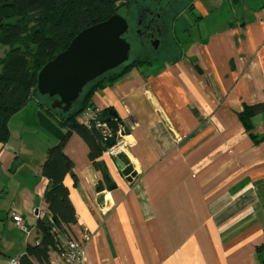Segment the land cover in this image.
I'll return each mask as SVG.
<instances>
[{
  "label": "crops",
  "instance_id": "obj_1",
  "mask_svg": "<svg viewBox=\"0 0 264 264\" xmlns=\"http://www.w3.org/2000/svg\"><path fill=\"white\" fill-rule=\"evenodd\" d=\"M184 1L191 17L178 33L174 13L162 57L97 87L93 106L78 115L87 124L98 123L96 110L117 113L135 176L126 179L108 147L95 166L75 131L64 144L76 176L64 178L76 213L70 233L80 241L89 231L74 264H259L264 110L250 129L239 112L264 102V0ZM37 110L26 104L13 113L0 142V264L25 251L37 217L51 221L41 164L57 138ZM12 212L31 236L19 233ZM36 264L65 263L51 249L50 262Z\"/></svg>",
  "mask_w": 264,
  "mask_h": 264
},
{
  "label": "trees",
  "instance_id": "obj_2",
  "mask_svg": "<svg viewBox=\"0 0 264 264\" xmlns=\"http://www.w3.org/2000/svg\"><path fill=\"white\" fill-rule=\"evenodd\" d=\"M137 1L0 0V45L6 46L0 55V142H6L9 137L10 116L32 99L36 100L39 123L57 138L46 148L41 164V173L48 179L43 197L52 225L49 226L40 216L36 218L34 239L38 241L26 245L25 251L18 257V264L50 262L51 249L59 252L64 249L59 233L66 235L71 224L76 222L69 188L64 182L66 174L76 178L73 162L63 150L69 135L75 131L85 140L90 160L99 166L97 156L110 146L104 141V130L109 128L116 132L119 127L118 119L114 117L103 123L91 120L86 124L78 120L81 112L93 106V92L97 87L112 83L131 68L151 62L154 56L139 55L97 75L84 85L67 110L51 106L53 97L38 92V71L45 62L66 48L79 30L111 14L121 13L124 16L123 11L129 14V30L123 34L126 38L127 33L134 30L131 10ZM108 110H96V113L104 116ZM263 110L264 102L245 103L239 117L250 129L251 116ZM261 138L264 140V135ZM258 256L259 264H264V244L258 248Z\"/></svg>",
  "mask_w": 264,
  "mask_h": 264
},
{
  "label": "water",
  "instance_id": "obj_3",
  "mask_svg": "<svg viewBox=\"0 0 264 264\" xmlns=\"http://www.w3.org/2000/svg\"><path fill=\"white\" fill-rule=\"evenodd\" d=\"M128 26L127 19L121 13H114L79 30L66 48L39 69L36 85L38 92L53 97L51 106L67 110L88 81L128 60L130 42L123 36ZM111 117L117 118V113L111 111L108 117L98 114L95 120L103 123ZM120 124L122 125L120 134L127 133V127L122 121ZM104 139L111 146L121 139V135L111 132ZM115 160L122 174L131 180L136 172L127 155L123 151H118ZM102 171L110 188L113 182L105 167ZM102 198L101 195L100 201ZM42 219L49 226L52 225L47 216Z\"/></svg>",
  "mask_w": 264,
  "mask_h": 264
},
{
  "label": "flooded vegetation",
  "instance_id": "obj_4",
  "mask_svg": "<svg viewBox=\"0 0 264 264\" xmlns=\"http://www.w3.org/2000/svg\"><path fill=\"white\" fill-rule=\"evenodd\" d=\"M149 1H151L152 5L151 6L145 5L140 11V13L136 15L138 16V18H136L138 26L134 28L133 32L127 33L126 38L128 41H130L131 38L136 39L137 43L141 47H143L144 50L148 47L147 49L149 50L150 53V52H154L152 51V49H156L155 51H157L158 47L160 46V43L164 42L163 40L165 36L170 34V33L167 34L168 32L166 31V28L162 25L166 20V15L168 13L167 10L171 9L173 5L176 4V1L175 0H149ZM165 44L166 42L164 43V45ZM158 54H156L155 56H157ZM139 55H141V52L137 50L135 54L134 53L132 55L128 54V59L138 57Z\"/></svg>",
  "mask_w": 264,
  "mask_h": 264
},
{
  "label": "built area",
  "instance_id": "obj_5",
  "mask_svg": "<svg viewBox=\"0 0 264 264\" xmlns=\"http://www.w3.org/2000/svg\"><path fill=\"white\" fill-rule=\"evenodd\" d=\"M121 129H117L116 133L122 136L123 134H120ZM104 132H105V135H104V138H105V136L107 134H110L112 131L109 128H106ZM125 144L126 143L124 139H122L121 137V139L117 140L113 145L108 147V151L116 155L118 151H121V149L125 146ZM11 216H12V219L15 225L18 228H20L27 236L32 235L31 227L24 221V218L21 215L15 212H12ZM59 236L62 239L63 245H64V249L60 252L64 263L74 264L76 262L82 261L83 254H84L82 240L84 241L85 239L89 237V231H87V229L84 231L82 240L80 241L77 240L75 237H73L70 232L67 233L66 235L60 232ZM32 241L36 243L38 240L33 238ZM8 264H18V257L11 258Z\"/></svg>",
  "mask_w": 264,
  "mask_h": 264
},
{
  "label": "rangeland",
  "instance_id": "obj_6",
  "mask_svg": "<svg viewBox=\"0 0 264 264\" xmlns=\"http://www.w3.org/2000/svg\"><path fill=\"white\" fill-rule=\"evenodd\" d=\"M147 1H148V3H147ZM147 1H145V0H138L137 1V3L135 4V6L132 8V10H131V13L134 15V16H132L131 17V24H132V26L134 27V28H136L138 25H137V19L136 18H138V16H136L138 13H140V11L142 10V8L145 6V5H152V3H151V1H149V0H147ZM176 1V4L175 5H173V7L171 8V9H168L167 10V15H166V20H165V22H164V24L162 25V23H161V25L162 26H164L165 28H166V31L168 32L167 34H169V33H171V24H172V22H173V16H174V13L177 11V9H178V11L180 12L179 14V17H178V19H177V24H176V30H177V32L179 33V31H180V29L182 28V27H184V24H187L188 22H189V19H190V17H191V15H190V13L189 12H187V10H181V7H180V2H182V1H184V0H175ZM185 1H187V0H185ZM184 1V2H185ZM187 3V2H186ZM181 10V11H180ZM130 13V12H129ZM123 14H124V16L126 17V19L128 20V22H129V14L128 13H126V12H124L123 11ZM158 22V21H157ZM161 22V21H160ZM170 30V31H169ZM164 31V30H163ZM180 33H181V31H180ZM169 37L171 38V35L169 34V35H167V36H165V38H164V42L162 43H160V46L158 47V50L157 51H155L156 49H152V48H150V49H152V51H154V52H150L149 53V50L146 48L145 50L143 49V47H141L138 43H137V40L136 39H132L131 38V40L129 41L130 42V49H129V55H132L133 53L135 54V52L137 51V50H139V52H141V56H148V55H150V56H154L155 57V55L156 54H158V56L160 55V53L161 52H163V50L165 49V46H164V43L169 39ZM167 45H169V44H167ZM6 48V46L5 45H0V55L3 53V51H4V49ZM143 50H144V53H143ZM156 52V53H155ZM144 54V55H143ZM157 56V57H158ZM160 57H162L161 55H160ZM150 58V57H149ZM153 59V58H152ZM157 60H160V59H157ZM28 104L29 105H32V106H34V105H36L37 106V104H36V100L35 99H32V100H30L29 102H28ZM17 227V226H16ZM17 229H19V233H21V234H25L20 228H18L17 227ZM26 235V234H25Z\"/></svg>",
  "mask_w": 264,
  "mask_h": 264
}]
</instances>
